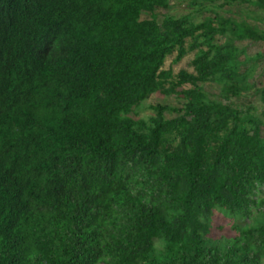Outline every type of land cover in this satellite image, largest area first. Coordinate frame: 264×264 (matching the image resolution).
Instances as JSON below:
<instances>
[{
	"label": "trees",
	"instance_id": "16d2710c",
	"mask_svg": "<svg viewBox=\"0 0 264 264\" xmlns=\"http://www.w3.org/2000/svg\"><path fill=\"white\" fill-rule=\"evenodd\" d=\"M179 1L0 0V264H264V0Z\"/></svg>",
	"mask_w": 264,
	"mask_h": 264
},
{
	"label": "rangeland",
	"instance_id": "374dc122",
	"mask_svg": "<svg viewBox=\"0 0 264 264\" xmlns=\"http://www.w3.org/2000/svg\"><path fill=\"white\" fill-rule=\"evenodd\" d=\"M218 1V3H221L220 0H216ZM171 4V9L169 10H161L162 13H170L173 15H184L187 13H195L194 10H192L188 4V2H184V1H179V0H171L170 2ZM255 4H253V2L250 3H241L240 6L237 5V7L234 10H244V11H256L255 14H260L261 15V10L258 9L257 7H253ZM226 9L229 10V5L226 6ZM209 12L208 11H204L201 14H197L195 16V19L197 21L203 19L206 15H208ZM243 46H245L247 48V54L252 56L254 54H257L258 52L262 51L264 52V43L263 42H258V43H254L251 44L250 42H244ZM173 56L168 57L166 64H165V68H170L172 67L174 69V72H178L181 69H187L189 71H193V67H192V60L194 58V54L190 53L188 54L186 57L183 58L182 61H180L179 63L174 64L173 63ZM264 72V63L260 64L257 68V72H256V76L260 79V74H262ZM258 80V79H257ZM261 80H264V77L261 78ZM206 89L208 91H210L211 93L214 94H218L219 92V86L215 83H207L206 85ZM236 101H238L237 103L239 104H249L252 103L254 105H256L259 101H258V97L253 93H248L247 95H244L241 99H236ZM171 104V105H176L178 104V99L175 96H165L162 93H156L153 94L151 96V98L146 102V106L142 109H140L138 111L139 113V117H148L152 114H154V112L148 107L150 104ZM217 226L216 228H214L213 230V236L215 238H220L222 236L225 237H230L233 236L236 232L234 229L231 228V226L226 224V220H224L222 217H215Z\"/></svg>",
	"mask_w": 264,
	"mask_h": 264
}]
</instances>
